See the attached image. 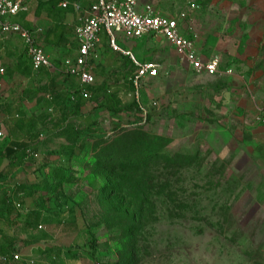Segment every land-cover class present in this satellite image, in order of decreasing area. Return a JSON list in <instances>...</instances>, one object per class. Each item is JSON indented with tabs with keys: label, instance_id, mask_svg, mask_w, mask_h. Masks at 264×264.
I'll return each mask as SVG.
<instances>
[{
	"label": "rangeland",
	"instance_id": "rangeland-1",
	"mask_svg": "<svg viewBox=\"0 0 264 264\" xmlns=\"http://www.w3.org/2000/svg\"><path fill=\"white\" fill-rule=\"evenodd\" d=\"M138 1L167 17L187 8L186 0ZM188 13L202 33V23ZM210 20L223 36L242 38L234 35L230 21ZM130 42L134 58L158 64L161 75L144 82L138 102L128 90L120 95L125 104L135 102L141 121L121 113L118 118L127 129L112 133L110 115L101 113L96 138L89 139L83 155L59 160L76 179L64 192L81 207L90 237H70L56 246L65 244L85 256L92 241L96 264H264V177L246 143L253 124L250 92L240 80L191 72L162 38ZM198 51L202 56V43ZM222 65L226 69L233 62L224 58ZM134 129H140L143 140L132 134ZM174 156L200 164L174 169L171 179L177 191H187L182 198L186 206L199 207L196 215L174 219L149 211L140 216L133 207L173 205L154 196L146 198L151 205L143 204L128 190L122 170L153 157L163 169ZM166 171L172 172L161 170L162 176Z\"/></svg>",
	"mask_w": 264,
	"mask_h": 264
},
{
	"label": "crops",
	"instance_id": "crops-1",
	"mask_svg": "<svg viewBox=\"0 0 264 264\" xmlns=\"http://www.w3.org/2000/svg\"><path fill=\"white\" fill-rule=\"evenodd\" d=\"M195 1L196 10L191 12V15L195 16L200 24L202 23V33L194 29L192 19L188 17L189 20L181 24L183 34L186 37L193 35L197 37V50L198 43H202V56L199 51L198 53L203 61H208L214 58L213 56L219 57L221 69L233 71L232 76L223 77L242 81L250 92L253 124L247 133L246 143L251 150L254 163L264 177V124L254 120L255 108L264 100V0ZM94 2L96 0H24L26 11L5 20L25 29L37 31V41L44 50L50 67L36 72L32 69L30 57L26 53L21 38L15 34L2 35L0 27V66L4 69V74L0 76V133L2 134L0 137V199L4 196L13 197L16 185L24 182L26 178L22 167L14 168L9 165L6 154L12 149L13 143L25 142L30 135L29 129L19 131L11 122L13 116L28 118L34 113L29 110L32 107L31 100L28 102L25 97L22 98L21 91L35 90L38 87L49 89L54 86L59 89L56 95L64 97L81 85L78 77L68 76L65 73L64 61L77 56L78 44L74 29ZM63 4H66L65 8L62 7ZM213 17L230 21L231 29H236L234 35L236 37L240 35L242 38L231 39L226 37L229 35L223 36L222 31L217 32L215 25L210 22ZM187 25L189 27H186ZM130 43L122 38L119 40V44L128 51L131 50ZM95 52L98 60L90 63L88 73L100 83H105L110 91L118 94L120 99V95L126 90L132 93L131 79L135 68L128 57L113 52L109 48L105 33L101 34ZM224 58H230L233 65L223 68ZM21 98L25 100L26 108L20 104ZM50 102L49 98L48 106L44 110L40 107L38 113L45 115L56 113ZM51 143H54V148L48 149ZM63 144H65L64 139L47 132L41 133L39 141L34 144L38 147L34 163L38 165L57 161L55 156L48 155ZM44 147L46 149L43 151ZM47 207L52 206L47 205ZM55 218L46 215L44 217L46 222L41 229L42 233L49 236L48 243L54 249H60V246H56L58 240H69L70 237L76 239L87 234L80 232L74 236L68 235L61 226L57 228L59 221ZM0 227H5L3 219L0 220ZM38 235H31L30 238H36ZM44 243L42 242L35 249L34 247L29 249L26 256L20 258L19 264H50L49 247ZM17 247L21 248V246ZM33 250L37 253L33 254ZM66 251L61 248L60 261L64 264L69 262L94 264L87 255L81 256L80 251L72 249V254H67ZM73 254L76 256L72 257Z\"/></svg>",
	"mask_w": 264,
	"mask_h": 264
},
{
	"label": "trees",
	"instance_id": "trees-1",
	"mask_svg": "<svg viewBox=\"0 0 264 264\" xmlns=\"http://www.w3.org/2000/svg\"><path fill=\"white\" fill-rule=\"evenodd\" d=\"M58 91L59 89L54 86L49 89L45 87H38L35 90L24 89L21 91L22 98L25 97L28 102L31 100L32 107L29 110L34 113L28 118L12 117L14 128L19 131L29 129L30 135L25 142L13 143L12 149L6 153L9 165L14 168L22 167L26 178L24 182L16 185L13 197L4 196L0 199V206H3L0 207V220L5 221V227H0V257L7 258L6 261L0 260V264H19L20 258L26 256L29 249L39 246L42 242L49 247L50 264H64L60 261L61 248L66 249L67 254H72L73 251L65 244L60 245V249L51 247L48 243L49 236L41 231L42 225L46 222L44 217L46 215L57 217L59 221L57 228L61 226L68 235L74 236L86 232L90 237V229L81 207L64 192V186L72 184L76 179L69 169L59 164V160H77L83 155L89 139L96 138L97 118L101 113L110 115L112 133L119 129H127L118 118L121 113H128L129 116L135 117L136 121L143 119L134 101L125 104L116 92L110 91L105 83L102 84L95 78L91 85L81 84L64 97L57 96ZM22 98L20 104L26 108L25 100ZM49 98L50 105L56 113L39 114L40 107L44 110L48 106ZM44 132L64 139L65 144L48 155L55 156L57 161L36 165L34 158L38 147L34 144ZM140 132V129H134L132 132L137 140L144 138ZM101 136L103 139L105 132H102ZM168 159L170 164L163 169L158 165V157H153L145 164L138 165L136 169L122 170L126 181L130 183L128 190L134 197H142L143 204L151 205L146 198L154 196L162 197L168 204L173 205V207H154V204L152 207H133L140 216H145L150 211L156 216L166 214L174 219H182L199 208L186 206V199L182 198L187 191L181 189L177 191L171 186V179L176 176L174 169L185 170L192 163H196L198 167L200 164L187 162L179 156ZM181 161L183 163L180 165ZM161 170H172V172L166 171L162 176ZM35 234L39 235L30 238ZM86 247V255L96 264L92 241H89ZM14 255H19L18 261L13 260ZM71 256L74 257L76 254Z\"/></svg>",
	"mask_w": 264,
	"mask_h": 264
},
{
	"label": "built area",
	"instance_id": "built-area-1",
	"mask_svg": "<svg viewBox=\"0 0 264 264\" xmlns=\"http://www.w3.org/2000/svg\"><path fill=\"white\" fill-rule=\"evenodd\" d=\"M186 5V10L180 11L174 17H167L160 15L151 5H141L138 0H96L74 29L78 44L77 56L64 61L65 73L78 77L82 85H91L94 78L87 70L91 62L98 60L95 48L100 42L101 34L105 33L109 48L128 57L135 68L131 83L136 102L139 100L144 82L159 78L161 67L153 62H138L130 51L119 44L120 38L126 41L162 38L175 50L179 62L191 72L213 77L232 76L231 69H221L218 58L203 61L197 50V37L194 35L186 37L183 34L181 24L188 19V12L196 10V1L186 0ZM62 7L65 8L66 4ZM23 11H26L24 0H0L1 33L15 34L21 38L35 72L42 68L47 69L50 64L37 41V31L5 21ZM3 74L4 69L0 66V76ZM254 120L264 124V100L256 106ZM19 258V255L13 256L14 261H18ZM0 260L6 261L7 258L0 257Z\"/></svg>",
	"mask_w": 264,
	"mask_h": 264
}]
</instances>
